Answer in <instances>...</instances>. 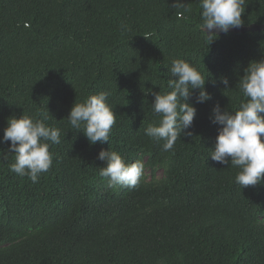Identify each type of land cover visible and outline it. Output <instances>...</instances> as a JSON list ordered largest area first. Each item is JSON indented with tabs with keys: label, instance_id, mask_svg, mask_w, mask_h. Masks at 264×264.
I'll list each match as a JSON object with an SVG mask.
<instances>
[{
	"label": "trees",
	"instance_id": "obj_1",
	"mask_svg": "<svg viewBox=\"0 0 264 264\" xmlns=\"http://www.w3.org/2000/svg\"><path fill=\"white\" fill-rule=\"evenodd\" d=\"M201 12L200 0H0V264H264V181L241 188L239 169L209 156L221 127L213 108L244 99L235 86L264 58V31L209 45ZM241 18L263 24L264 0H245ZM174 59L209 74L211 99L192 91L191 135L165 152L145 129L160 119L153 93L170 91ZM102 91L116 122L109 142L91 144L67 116ZM13 115L60 132L36 183L4 155ZM102 149L143 162L137 187L108 186Z\"/></svg>",
	"mask_w": 264,
	"mask_h": 264
},
{
	"label": "clouds",
	"instance_id": "obj_2",
	"mask_svg": "<svg viewBox=\"0 0 264 264\" xmlns=\"http://www.w3.org/2000/svg\"><path fill=\"white\" fill-rule=\"evenodd\" d=\"M245 0H200L202 9L201 31L207 34L210 43L217 37L218 29L227 33L230 28H239L244 24L241 14ZM185 7V11H189ZM177 19H184V12H177ZM148 38L147 36H145ZM171 79L170 91L163 94L154 92L152 111L160 117L159 121L149 124L145 134L156 141H163L162 150L173 149L181 134L191 135L190 129L196 115V108L189 98L193 90L198 89L197 103L211 99L205 83L208 75L202 74L196 67L184 59H174L168 68ZM222 83L228 86V79L222 77ZM244 99L234 111L219 105L213 108V123L219 124L215 145L209 156L220 164H229L239 169L235 180L242 187L255 186L264 181V58L252 60L239 78L236 86ZM107 92H99L87 97L82 103H75L67 116L73 129L83 131L91 144L109 142V134L115 124L113 108L107 103ZM3 141H10L8 153L15 156L10 171L28 176L36 183L41 173H46L52 165L49 143H60V132L46 126L41 120L25 115L8 118L4 129ZM208 156V157H209ZM98 158L106 161L99 176L107 179L110 188L139 185L144 172L142 161L127 163L122 156L110 150L102 149Z\"/></svg>",
	"mask_w": 264,
	"mask_h": 264
},
{
	"label": "water",
	"instance_id": "obj_3",
	"mask_svg": "<svg viewBox=\"0 0 264 264\" xmlns=\"http://www.w3.org/2000/svg\"><path fill=\"white\" fill-rule=\"evenodd\" d=\"M213 31L218 32V34H224V32L219 31L218 29H213ZM246 31H264V23L263 24H252L249 26L242 25L239 28L232 27L228 32H246Z\"/></svg>",
	"mask_w": 264,
	"mask_h": 264
}]
</instances>
